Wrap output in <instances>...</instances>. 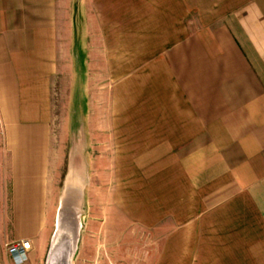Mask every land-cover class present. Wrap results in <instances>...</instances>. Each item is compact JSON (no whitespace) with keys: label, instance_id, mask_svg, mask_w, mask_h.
<instances>
[{"label":"crops","instance_id":"obj_1","mask_svg":"<svg viewBox=\"0 0 264 264\" xmlns=\"http://www.w3.org/2000/svg\"><path fill=\"white\" fill-rule=\"evenodd\" d=\"M77 22L101 39L90 54L123 56L118 68L133 72L116 134L132 135L155 168L138 196L148 203L137 236L148 238L123 240L101 264H264V0H0V185L15 230L38 229L23 215L38 211L37 143L57 120L62 66L72 65L62 39ZM58 144L44 149L60 157ZM13 239L1 264H14L7 246L20 241L32 243L27 264H51L38 239Z\"/></svg>","mask_w":264,"mask_h":264},{"label":"rangeland","instance_id":"obj_2","mask_svg":"<svg viewBox=\"0 0 264 264\" xmlns=\"http://www.w3.org/2000/svg\"><path fill=\"white\" fill-rule=\"evenodd\" d=\"M88 26L82 22L71 24V39H62L71 47L72 65L68 67L69 59L63 63L59 93L54 97L57 120L51 124L44 143H37L38 155L44 153L40 162L44 173L36 184L38 211L36 215L32 211L23 215L27 222L28 217L34 220L37 230H15L9 185L7 189L0 185V259L6 250L1 247L3 243L27 236L48 247L49 260L55 242L61 239V254L70 255L73 243L76 245L77 264L114 263L116 256L111 251H116L123 240L129 245L134 236L148 238L137 236L145 234L138 232V209L148 203L147 198L138 196L149 190L155 168L143 165V154L132 135L116 134L117 96L126 93L123 88L132 80L133 72L118 68L116 61L123 56L90 54L93 43L100 46L101 39L97 34L93 37ZM102 62L108 70L102 69ZM106 121L107 142L100 134ZM52 142L59 143L60 157H56L58 150L44 149ZM101 155L108 161L100 160ZM68 184L72 198L67 194ZM28 200L32 203L33 197Z\"/></svg>","mask_w":264,"mask_h":264},{"label":"built area","instance_id":"obj_3","mask_svg":"<svg viewBox=\"0 0 264 264\" xmlns=\"http://www.w3.org/2000/svg\"><path fill=\"white\" fill-rule=\"evenodd\" d=\"M33 250L30 241L14 242L7 246V252L14 264H27Z\"/></svg>","mask_w":264,"mask_h":264},{"label":"water","instance_id":"obj_4","mask_svg":"<svg viewBox=\"0 0 264 264\" xmlns=\"http://www.w3.org/2000/svg\"><path fill=\"white\" fill-rule=\"evenodd\" d=\"M63 253L62 251H57V252H53L52 253V256L50 258V261H51V264H59V261L60 259H62V263L61 264H68V256L66 254V252L64 254H61ZM1 264V262H0Z\"/></svg>","mask_w":264,"mask_h":264},{"label":"bare ground","instance_id":"obj_5","mask_svg":"<svg viewBox=\"0 0 264 264\" xmlns=\"http://www.w3.org/2000/svg\"><path fill=\"white\" fill-rule=\"evenodd\" d=\"M70 185L68 184V189H67V194H68V197H70V198H72L73 196H72V193L69 191V189H70V187H69ZM61 239H58L56 242H55V252H57V251H59V248H60V246L62 245V243H61V241H60Z\"/></svg>","mask_w":264,"mask_h":264}]
</instances>
